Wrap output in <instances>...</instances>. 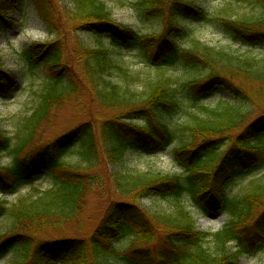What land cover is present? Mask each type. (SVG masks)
Segmentation results:
<instances>
[{
	"label": "trees",
	"instance_id": "16d2710c",
	"mask_svg": "<svg viewBox=\"0 0 264 264\" xmlns=\"http://www.w3.org/2000/svg\"><path fill=\"white\" fill-rule=\"evenodd\" d=\"M24 1L0 0V29L10 21L8 9ZM51 1L64 4L56 13L63 28L41 12L51 40L31 43L23 55L30 67H44L52 75L18 141L0 128V193L33 187L45 174L54 186L35 188L36 194L12 204L0 200V218L8 222L0 232V256L20 252L17 264H243L241 256L264 249V176L239 197L226 194L235 177L264 171V57L199 39L188 46L177 40L198 22L217 25L235 44L264 45V0H250L255 9L236 19L193 0H136L161 22L162 32L146 34L117 22L109 9L110 1L134 0ZM133 46L141 49L152 73L143 76L127 64L120 51ZM180 68L189 78L176 76ZM14 79L0 61V93L8 92L5 87ZM216 88L232 101L220 108L204 104L205 94ZM84 92L88 119L26 151L53 108L72 95L79 100ZM256 104L259 111L250 117ZM106 111L109 115L102 114ZM178 117L185 119L173 124ZM175 142L173 159L180 173L127 166L132 152L155 153ZM6 153L8 163L2 160ZM109 185L125 197L112 200L91 231L50 235L79 219L90 192ZM152 196L177 203L153 210L140 202ZM183 199L216 203L230 220L216 232L199 230ZM212 242L215 249L207 245Z\"/></svg>",
	"mask_w": 264,
	"mask_h": 264
},
{
	"label": "rangeland",
	"instance_id": "374dc122",
	"mask_svg": "<svg viewBox=\"0 0 264 264\" xmlns=\"http://www.w3.org/2000/svg\"><path fill=\"white\" fill-rule=\"evenodd\" d=\"M134 3H127L121 5L115 1L109 2V9L113 18L124 25L132 27L133 29L146 33L161 31V22L155 17L149 16L139 5L137 1ZM199 4L209 6L210 10L215 14L230 16L233 19L242 14H250L255 9L250 0H193ZM53 4V5H52ZM64 4L62 2L51 0H40L35 3V0H25L22 4H16L8 9L6 13L10 21H6L5 25L0 29V61L2 67L16 76L8 86L5 87L6 93H0V128L2 131L13 138L16 142L21 131L24 130V122L26 117L34 112L37 108L41 95L47 87L48 78L52 75L50 70L44 67L32 68L27 63L23 53L27 51L33 42H48L51 40V31L46 21L42 18V13L53 17L56 27H62V20L56 13L60 12ZM42 12V13H41ZM189 32L178 36V43L181 45H192L194 39H199L208 45L221 49H233L237 53L247 55L250 57L262 58L264 57V45L257 44L255 46L240 45L233 43L225 35L222 28H218L213 23H198L190 25ZM83 36L89 40V44L97 47V43L92 36L81 31ZM163 42L166 41L162 38ZM120 53L125 57V60L132 69L145 73H152L153 69L144 61V56L141 49L138 47H129ZM189 72L180 68L176 72V76L180 75L184 79L189 78ZM15 84H17L15 86ZM137 90L143 89V82L140 83ZM80 99H76L73 95L67 97L58 105H56L51 116L33 133L32 143L26 149L36 150L47 143L51 142L58 135L67 132L80 122L88 119V111L85 109V103L89 100L88 93H80ZM232 99L227 91L216 88L208 91L202 99L204 104L214 108L226 105ZM94 111H101L96 106L90 108ZM259 108L256 104V109L248 115L253 117L257 114ZM100 112V113H101ZM98 113V114H100ZM253 113V114H252ZM109 115L106 111L102 113ZM185 118L178 117L173 120V124H180ZM183 138V137H182ZM186 138V137H185ZM177 145L175 142L172 146L155 152H132L127 156V166L134 170L142 172H161L175 174L180 173L182 169L175 163L173 159V148ZM223 149V148H222ZM74 157L73 153L69 154ZM71 157L69 158L71 160ZM4 162H10L9 154H4L2 159ZM110 166V165H109ZM112 169V167H111ZM264 171L262 169H254L250 174H244L235 177L226 187V194L229 197H236L242 195L248 190V186L252 183H258L263 179ZM54 186L52 176L44 175L36 179L33 187L23 186L16 191L8 194L0 193V200L12 204L21 197H29L36 194V189L46 190ZM36 188V189H35ZM98 191L90 192L83 203L82 210L79 214V219L74 220L66 225L61 226L50 231V235H68V234H84V232L91 231L97 222L101 219L110 202L114 199H122L125 196L121 195L119 191L112 186H105L103 189L97 188ZM187 205L188 210L199 230H206L216 232L222 229L230 220L228 211L221 208L216 203H194L189 200H179ZM141 203L148 205L153 210H169L177 201L175 199H162L160 197H149L140 200ZM8 223V222H7ZM6 220L0 218V232L7 226ZM78 225V226H77ZM211 249H215V244H207ZM233 244L230 249H233ZM22 259L20 252L10 251L5 255L0 256V264H17ZM243 264H264V249L248 255L241 256Z\"/></svg>",
	"mask_w": 264,
	"mask_h": 264
}]
</instances>
